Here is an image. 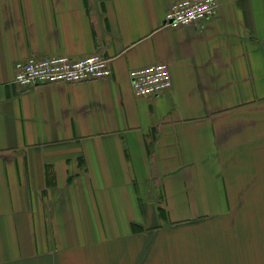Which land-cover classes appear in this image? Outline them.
<instances>
[{
  "label": "crops",
  "instance_id": "crops-1",
  "mask_svg": "<svg viewBox=\"0 0 264 264\" xmlns=\"http://www.w3.org/2000/svg\"><path fill=\"white\" fill-rule=\"evenodd\" d=\"M173 1L0 0V264H264V0L172 28ZM92 53L109 77L12 81Z\"/></svg>",
  "mask_w": 264,
  "mask_h": 264
},
{
  "label": "built area",
  "instance_id": "built-area-1",
  "mask_svg": "<svg viewBox=\"0 0 264 264\" xmlns=\"http://www.w3.org/2000/svg\"><path fill=\"white\" fill-rule=\"evenodd\" d=\"M217 0H174L164 14L165 25L178 27L198 23L212 15ZM109 59L98 53L74 57L66 54L30 56L14 63L12 81L23 87L41 84L77 83L109 77ZM133 92L137 96H158L172 84L165 62L129 70Z\"/></svg>",
  "mask_w": 264,
  "mask_h": 264
}]
</instances>
